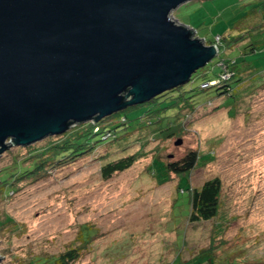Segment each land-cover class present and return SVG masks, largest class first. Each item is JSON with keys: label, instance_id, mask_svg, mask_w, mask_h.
Here are the masks:
<instances>
[{"label": "rangeland", "instance_id": "rangeland-1", "mask_svg": "<svg viewBox=\"0 0 264 264\" xmlns=\"http://www.w3.org/2000/svg\"><path fill=\"white\" fill-rule=\"evenodd\" d=\"M171 18L198 38L216 36L218 48V35L246 36L227 53L221 46L218 56L193 74L194 88L204 71L216 77L214 63L221 56H238V67L250 80L264 73V0H193ZM253 43L260 51L240 56ZM198 91L200 106L184 107L187 117L173 137L152 133L154 124L141 119L144 106L136 108L128 112L130 127H119V135L126 136L116 144L91 137L99 147L40 176L10 177L16 162L27 165L31 152L57 145L80 124L28 146H10L0 156V178L15 180L13 187L2 189L0 183V264H30L80 247L85 228L94 235L71 264H209L210 255L202 254L210 252L228 263L264 264V85L238 102L214 98L215 88ZM173 93L159 99L160 107ZM190 151L200 160L189 177L163 167ZM129 155L137 156L130 168L104 178L106 163ZM215 177L222 180V213L190 223L187 189Z\"/></svg>", "mask_w": 264, "mask_h": 264}, {"label": "water", "instance_id": "water-1", "mask_svg": "<svg viewBox=\"0 0 264 264\" xmlns=\"http://www.w3.org/2000/svg\"><path fill=\"white\" fill-rule=\"evenodd\" d=\"M189 1L0 0V156L187 84L219 54Z\"/></svg>", "mask_w": 264, "mask_h": 264}, {"label": "trees", "instance_id": "trees-1", "mask_svg": "<svg viewBox=\"0 0 264 264\" xmlns=\"http://www.w3.org/2000/svg\"><path fill=\"white\" fill-rule=\"evenodd\" d=\"M191 31L193 37L198 38L195 30L191 29ZM218 36L220 37L219 51H221L220 47L223 46L225 53L234 49V47H238V45L246 38L245 35L234 36L233 34L231 36ZM215 37L212 39L203 37L199 39L202 41L204 39L206 42L209 41L208 44H215ZM258 51H260L258 44L253 43L247 48H244V51L242 53L240 52V56L244 57ZM238 64V56H221L214 63V66L217 69L216 77L214 79L209 78V70L204 71L200 74L203 78V82L200 86H196L194 88L193 84L195 79H193L192 76L188 84L167 91L144 104L129 106L95 124L92 122L80 124V126L75 129L68 131L64 140L59 142L57 145L48 149H40L31 152L27 165H24V161L16 162L13 169L17 172L13 173L10 177H14L17 174V178H15V180H17L19 178H23L24 176H40L41 174L46 173L49 169L53 168L55 165H61L66 161L73 162L83 154L91 152L92 149L100 146H98L96 142L92 143L90 141L91 137L94 136H99L101 141H107L109 143L114 140V144H116V142L126 136V134L124 136L119 135V127L129 128L131 122L133 121L128 116V112L143 106L145 109L144 115L141 119L148 118V124H154L152 133L156 132V134L160 136L167 135L169 137H173L177 134L178 127H181V123L186 119L185 117H187V115L183 116L181 114L184 107L187 109L190 108V111H194V109L200 106L201 102L199 100L197 101L195 98L197 96L195 93L196 91L199 90L198 92H206L211 88H215L216 94L214 98L224 97L225 99H228L235 97V101L238 102L242 98V95H250L254 90L264 85V73L258 72L255 74L253 80H250L249 76H246L248 71L241 70L238 67ZM243 73H245V76ZM187 85L191 89H189ZM168 92L174 93L169 96V103L166 106L160 107V104L164 100L159 101V99ZM171 113L174 114L171 115ZM179 119L181 121H179ZM113 124L114 126H112ZM136 160L137 156L129 155L108 162L103 166L102 174L104 178H110L114 173L123 172L130 168ZM199 160V153L197 151H190L180 160L167 163V165H164L163 167L167 172H171L182 177H189V173L196 168ZM8 178L3 180L0 178L2 189L7 186H14L13 184L15 180L9 181ZM179 189H181V187H179ZM222 189V180L219 177L205 180L198 188L189 187L187 189L189 191L190 204L188 221L190 223H197L200 221H210L218 218L222 213L223 207ZM93 235L94 232L92 229L85 228L82 231L81 240L83 244L80 247L68 249L66 252H63L58 256H49L44 258L36 257L32 262H30V264H71L79 258V251L87 246ZM210 253L202 254L210 255L209 264L237 263L235 261L230 263L219 261L217 253ZM238 263L245 264L240 261Z\"/></svg>", "mask_w": 264, "mask_h": 264}]
</instances>
